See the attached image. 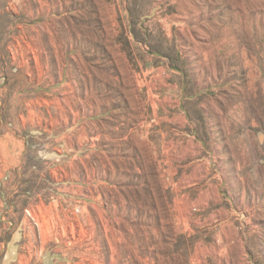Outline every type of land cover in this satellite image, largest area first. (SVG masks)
I'll return each mask as SVG.
<instances>
[{
  "label": "rangeland",
  "instance_id": "1",
  "mask_svg": "<svg viewBox=\"0 0 264 264\" xmlns=\"http://www.w3.org/2000/svg\"><path fill=\"white\" fill-rule=\"evenodd\" d=\"M44 1L0 23L61 43L95 195L40 264H264V0Z\"/></svg>",
  "mask_w": 264,
  "mask_h": 264
},
{
  "label": "crops",
  "instance_id": "2",
  "mask_svg": "<svg viewBox=\"0 0 264 264\" xmlns=\"http://www.w3.org/2000/svg\"><path fill=\"white\" fill-rule=\"evenodd\" d=\"M35 1L24 0L23 12L45 8ZM14 26L0 23V264H40L44 224L93 208L94 121L91 106L63 89L70 72L61 43L14 40L46 29Z\"/></svg>",
  "mask_w": 264,
  "mask_h": 264
}]
</instances>
